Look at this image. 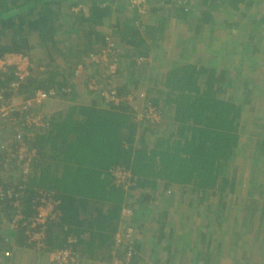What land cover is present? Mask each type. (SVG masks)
Instances as JSON below:
<instances>
[{
  "label": "trees",
  "instance_id": "obj_1",
  "mask_svg": "<svg viewBox=\"0 0 264 264\" xmlns=\"http://www.w3.org/2000/svg\"><path fill=\"white\" fill-rule=\"evenodd\" d=\"M72 1L0 0V58L21 55L30 60L29 75L19 86L21 96L30 97L38 90H55L57 95L53 97V103L69 104L67 107L60 105L61 109L56 111H48L45 107L48 103L32 107L31 114L42 115L43 128L26 125L27 116L23 111H15L7 119L0 118V187L19 194L18 207L14 206V199L0 198V247L11 242L13 232L18 246L46 257L50 264L54 263L49 254L63 250H71L77 262L91 259L99 261L98 264H112L114 257L130 256L129 264H146L147 260L137 248L139 236L144 235L148 224L154 228H151L154 232L152 239L158 236L155 245L166 241L169 227L175 228L181 243L191 236V227H194L196 237L202 234L209 247L205 264L210 263L211 254L225 261L224 254L217 255L216 249L210 250L216 239H213L212 232L222 231L228 235L229 229L234 231L238 227V234H241L244 225L252 231L255 227L250 223L257 219V214L262 216L263 213L264 217V187L260 190L261 184L257 180L261 174L260 162H264V141L257 145L255 154L249 159L258 176L247 179L251 186L250 197L259 191L262 200H246L244 207L241 206L246 215L240 224L232 221L233 208L222 202L225 192L233 193L241 184L239 175L232 179L226 175L240 147L239 128L244 106L249 104L246 99L240 104V98L252 94L249 86L255 85V89L259 86L248 82L246 76L257 69L247 70L248 74L239 70L234 77H228L225 70L218 71L217 68L182 62L173 64L159 80L155 79L159 89L155 93L150 90L148 103L156 108L169 109L175 131L166 137L158 136L155 130L151 148L146 135L139 133L140 128L132 122L131 117L136 115L132 108L135 98L132 90L138 84L136 79L149 67L139 68L137 59L143 57L149 62L165 56L161 51L162 33L170 20L184 26L186 35L192 31V37L181 35L177 38L180 39V53L188 54L186 51H190L192 43L203 46L207 33L204 27L210 22L212 12L226 6L233 12L243 8L246 12L243 17L227 26L234 34L242 32L247 40L245 46L252 49L254 55L259 54V49L254 47L263 39L261 0H187L185 3L183 0ZM134 1H140L141 5L153 4L150 15L159 23L156 21L141 31L138 24L140 9L132 5ZM195 2H198L196 7ZM198 6L204 12L196 18ZM158 13L165 19L160 20ZM190 16L195 19H189ZM243 26L245 31H242ZM108 43H113L117 49L114 59L117 60L118 73L123 72L122 82L114 85L116 96L122 102L118 106L106 105L109 110L99 108L96 102L84 106L83 101L76 103L75 98L70 105L78 65L86 68L88 91L91 81L102 86L108 83L104 71H99L98 65H89L86 59L90 53L105 49ZM221 46L228 47L224 43ZM37 48L42 50L46 61L35 53ZM6 69H0L3 98L12 97L9 85L16 81L18 70L14 65ZM63 88L72 89L71 93H61ZM230 90L233 94H229ZM259 128L263 132L259 136L264 139V126ZM18 129L23 130L19 141L16 138ZM21 144L28 152H34L30 160L24 159L22 163L30 162L28 183L23 189V175L17 174L15 165L17 148ZM117 168L131 174L127 189L123 184L114 183L111 171ZM44 192L53 193L54 200L60 202V222L48 224L45 249L38 250L30 242L23 224L35 217L34 207L38 205L35 197ZM209 197L210 201L217 199V202L212 201L213 207L208 205ZM195 199L209 206V217L203 220L202 229H197L193 223L184 231L189 218L187 210L194 206ZM125 210H130L131 214L125 216ZM18 215L21 219L16 222V229H11L10 224ZM224 218L231 225H224ZM261 225L256 226L253 242L250 238L247 240L255 254L263 246ZM127 230L132 231L130 239L124 234ZM234 233L237 231L231 233V241L235 242ZM122 236L117 244L118 237ZM70 239L74 242L70 243ZM176 245H167L173 254L165 264H186V255H192L189 264H199L203 254L198 250L195 255L191 254L193 249L186 248L177 252ZM262 255L260 252L259 256Z\"/></svg>",
  "mask_w": 264,
  "mask_h": 264
},
{
  "label": "rangeland",
  "instance_id": "obj_2",
  "mask_svg": "<svg viewBox=\"0 0 264 264\" xmlns=\"http://www.w3.org/2000/svg\"><path fill=\"white\" fill-rule=\"evenodd\" d=\"M118 1L123 2V0H118ZM144 1H152V0H144ZM186 1L187 0H183L182 2L185 3ZM72 2L74 3L75 0ZM197 3L198 2H195V7ZM260 3H261L260 8H262V9H259L260 13L264 14V0H261ZM132 5H135L137 8L140 9L139 14L141 15V17L138 18L139 19L138 24H140L141 31L145 30L146 27H149L155 24L157 19H154V17L150 15V9L154 8L153 4H150L149 2H147L146 5L145 4L141 5L140 1L139 2L134 1L132 2ZM160 5H157V6H160ZM197 8L198 10L195 13L196 18H198L199 16L198 14H202L204 12L202 8H199V6ZM245 13L246 12L244 11L243 8L240 9L239 12H233L228 6L220 9L217 12H212L211 14L212 18L209 20L210 22L206 24V26L204 25L205 26L204 31L207 30V33H205L204 35V40H203L204 42L202 41L203 46L201 44L197 45L196 42L194 44L192 43L189 48L190 51L188 50L186 51L188 54H182L184 53V51L180 53L181 47H179L178 45V43H180V39H177V38L180 37L181 35L183 37H188V36L192 37L193 36L192 31H190L191 33L188 32L187 33L188 35H186V28L184 26L177 24L175 20L168 21V23L165 25L164 33H162L161 51L162 53H165V56H163L162 58L160 57V59L157 61H152L150 59L148 63H141L140 65H138L139 68L143 67L144 65H149V67L147 68V70H144L145 72H143V74L140 77L136 79L138 84L137 86H134L136 88L132 90L133 91L132 93L135 95L134 96L132 94V96L135 97L133 100L134 103L132 102V105L133 107H135V109L134 108L133 109L136 112V115H138V108L136 107L140 106L144 101H148L149 93L151 89H153L154 93L159 89L158 86H156L155 79L159 80L160 76H162L165 72H167V70L173 64L182 62L181 64H196L197 66L204 65L207 68H217L218 71L225 70V72L227 73L226 75L228 77H234V75L238 73L239 70H241L244 74H246L247 70L254 71L257 69V71L251 72L246 77L248 78V82L251 81L250 83L258 84L259 85L258 89H255V85L249 86V89L252 90V94L249 95L248 97H245V95H242L240 98L239 96L240 104L241 103L244 104L245 99L247 100V102L249 101V104L247 106L243 105L244 111L242 114V119H241V124H240L241 126L239 128L240 147L237 150V153L235 155L236 157L232 161V164H230V168L228 169L227 175H226L228 178H231V179L234 178V176L239 175L238 178L241 179L242 182L241 184L239 183L238 189H236L238 190V194L236 197L229 199L228 198L229 194L224 193L223 195H225L224 197L226 199L224 198V200L222 201V202H225V204H227L228 207H230V205L232 206L233 212H234V214H232L231 216L232 221H236L237 224H240L242 217H245L246 215V213L245 215L243 214L244 210L241 209V206L244 207L246 200H249L248 198H250L257 202V201L262 200L263 198V196L260 195L259 191L253 192L252 197H250L251 191L249 190H251V186L249 185V182L247 183V179L249 178V180H251L252 176L253 177L258 176L257 173H254V168L252 167V164L249 161V159L252 157V155L255 154V149L257 148V145L259 146L264 141L262 136H259L260 133H263L262 129H260L259 127L264 126V30L262 34L263 35L262 41H260L259 45L255 43L256 47H254V49L258 48L260 53L254 55V53L252 52V49H249L248 47L245 46L247 45L245 44L247 40L243 38L242 32L239 31L237 34H234V32L228 28L229 26H227L230 23H234L238 19L243 17ZM159 14L160 13H158V15ZM164 17L165 16L159 15L160 20L165 19ZM189 19L194 20L195 16H190ZM157 23L159 22L157 21L156 24ZM245 29L246 28L243 26L242 31H245ZM221 43H224V45H228V47L225 48L221 46ZM40 51L42 50L38 48L35 49V53L37 55H42ZM42 57L46 60V58L43 55ZM186 61L188 63H185ZM256 63H261V64L257 66ZM26 64L27 66H29L30 60L28 61V63L25 60V65ZM97 69L99 71L103 70L106 75V72L103 66H98ZM4 70H7V69H4ZM116 75L117 76L114 79V83H112L113 85L119 84L122 82V81L120 82L119 78L122 79L123 72L118 73L117 71ZM102 87H104V89L107 90L111 87V84L107 83L106 86L104 85ZM12 93L14 96L13 99L15 100L14 101L15 105H23L29 98L26 96L23 97V95L21 96L20 92H19V96L15 95L14 90L12 91ZM230 93L233 94L231 90L229 91V94ZM139 96L141 99V103L138 98ZM236 103L239 105L238 101ZM58 104L59 102L57 103L54 102L51 105L47 106L48 109L50 108L48 111H53V110L56 111V110L61 109L60 105ZM66 105H69V104H65V106ZM156 109H158L162 113V115L158 118V122L155 123V125L149 122H145L139 126L140 127L139 133L143 132L146 135L147 142L151 144L150 148L153 146L152 145L153 143L151 141H153V138L156 137L155 133H151L152 131L155 132L156 130L158 136H166V137L168 136L167 135L168 133L175 131L174 130L175 128H173V121H171L170 116H169L170 115L169 109H165V108L161 109L158 107ZM136 115H134V118ZM8 125L11 126V124L9 123ZM14 138L15 137L13 136L12 140H14ZM252 170H253V175H252ZM259 172L261 174L259 175V178L257 177V180L261 184L259 186L261 190V187L262 189L264 187V162L263 160H261L260 162ZM255 195H257V197H255ZM208 200L210 201V197L207 199V201ZM174 201H176L177 203L179 202L178 199H175ZM194 201H195L193 202L194 206L190 207L187 210L188 212L187 215L189 218H188V222L186 223V229L183 227L184 231H186L188 229V226H191V224L193 223H195V227L197 229L199 230L202 229L205 225L203 220L209 217L208 207L209 206L213 207L214 204L212 203V201L217 202V199H212L210 202H208L209 203L208 207L205 203L200 204V202H198L197 199H195ZM216 216H218V214H216ZM209 220L210 219H207V221ZM218 221L219 220H217L216 222ZM223 221H224L223 222L224 225H231V222L226 221V218H224ZM250 225L253 226L254 224L250 223ZM194 230L195 228L191 227V231H192L191 236L186 240H182V243L180 242L181 238L175 241V244L179 243L178 245H176V251L179 252L185 248L189 251L193 249L192 252L190 253L194 255L197 250L199 252L201 251L200 254L201 255L203 254V255L201 256L199 264H203L204 262L202 259H204V257L207 256V253H209L208 252L209 247H207V243H206L207 241L203 240L202 234L197 235L196 237ZM234 231H237V234L234 233L232 238L234 239L236 238V241L235 242L234 240L229 241V238L231 237V233ZM234 231L229 229L228 235L222 233V231L220 233L212 232L213 239L214 238L216 239H214L212 246H210L211 247L210 250L213 252V250L216 249L217 255L224 254L225 258H227L226 257L227 253H229L230 259L227 258L228 259L227 262L225 261L222 262L223 260H220V258H218V261L216 262L211 261L209 264H230V263L236 264L233 261L236 260V258L238 260L239 257L241 256L240 254H244L245 256L248 254L249 255L255 254V252L252 251V247H250V245L247 244L248 238H250L251 242H253L254 240L253 234L255 233V230L248 231L247 226L244 225L242 227L241 234H238V231H239L238 227ZM134 237H137V234H135ZM145 237H148V236H145ZM139 239L144 240L143 236L139 237ZM240 242H241V246H239ZM263 250L264 249L262 246V248L258 250L257 255L259 256L260 252L262 253ZM191 257L192 255L185 256V259H187L185 261L186 264L190 263L189 259ZM253 258H256V257H253ZM260 258H263L264 260L263 256ZM245 263L247 264V262Z\"/></svg>",
  "mask_w": 264,
  "mask_h": 264
},
{
  "label": "built area",
  "instance_id": "obj_3",
  "mask_svg": "<svg viewBox=\"0 0 264 264\" xmlns=\"http://www.w3.org/2000/svg\"><path fill=\"white\" fill-rule=\"evenodd\" d=\"M109 41V40H108ZM117 49L114 48L113 43H108V46L103 49L102 51L98 53H92L88 55L87 62L89 65H98L103 66L104 70L107 74L105 75V78H108L109 84H111V87L109 89H104L101 84H97V82L91 81L88 84L89 91L98 93L99 96L103 99V102L105 105H113L118 106L122 101L116 96L115 93V86L112 84L114 83V79L117 76L116 73L119 70L117 68V60L114 59L116 56ZM25 60L28 63V58H25L21 55H7L4 58H0V69L4 70L7 66H17V79L16 81L12 82L9 86L10 89L14 90V94H18L19 86L22 83V81L29 75V66L27 64L25 65ZM148 59L146 58H139L138 63H147ZM91 67V66H90ZM89 68V67H88ZM86 68L84 65L80 64L77 66L74 74H75V80H79V78L85 74ZM12 90V91H13ZM70 88H63L60 89L61 93H71ZM57 95V92L55 90L50 91H37L32 96L28 98V100L23 105H15L13 95L9 98H3L0 94V118L7 119L9 118L15 111H23L26 112V125H33L37 126L38 128H43L44 121L42 119V115L38 114H31L30 110L32 107H41L43 104H45L50 99H53ZM162 115L161 111L156 109L153 106L148 105L146 107V110L144 112L138 111V115H136V120L138 123H145L149 122L155 125V123L158 122V118ZM21 132V133H20ZM18 136L16 137L19 141L22 137L23 130L17 131ZM22 140V139H21ZM34 152L30 153L26 150V146L24 144H21L17 148V154L15 160V165L17 169V173L23 175V181L21 182L22 189L27 185L28 178H29V163L27 162L25 164H22L24 159L30 160V158L33 156ZM13 159H15V156L13 154ZM9 160L6 161V166H8ZM114 183L117 185L123 184L124 187H126L130 184L131 181V174L127 170L123 168H117L111 171ZM126 185V186H125ZM7 197L8 199L12 200L14 199V206H19V194L14 193L12 190L4 191L2 187H0V198ZM38 205L34 207L36 211V215L33 219L29 220L27 223L23 224V228H27V234L29 236V240L32 244L36 246L38 250L45 249V243L44 239L47 233L48 224L55 222H60V211H59V205L60 202L57 200H54L53 193H38L35 197ZM130 210H125L124 215L129 216ZM21 217L18 215L14 221L11 222L10 228L16 229L17 225L16 222L20 220ZM126 238L130 239L132 235L131 230H127ZM123 234V235H124ZM122 237H118L117 244L121 242ZM70 243H73L74 241L72 239L69 240ZM50 261L54 264H76L77 258L74 256L73 252L71 250H63V251H56L49 254ZM130 256L121 258L114 257L112 264H129ZM146 264L148 262L146 261Z\"/></svg>",
  "mask_w": 264,
  "mask_h": 264
},
{
  "label": "crops",
  "instance_id": "obj_4",
  "mask_svg": "<svg viewBox=\"0 0 264 264\" xmlns=\"http://www.w3.org/2000/svg\"><path fill=\"white\" fill-rule=\"evenodd\" d=\"M38 56L39 57L41 56L40 57L41 60L46 61L42 57V55H38ZM61 63H63V62H61ZM103 76H105V73L103 74ZM106 76H107V74H106ZM60 77H62V76H60ZM86 78H87V75L85 74L84 77H81L79 80L77 79L74 81V84H75L74 89H73L74 95H73V98L71 97L69 99L70 101H72V102H70V105H73V99L75 98L76 103L79 100L81 102L83 101L82 105H84V106L88 107L89 105H92V103L96 102L99 105L98 106L99 108L104 109V110H109L110 109L109 106H106L104 104L103 99L101 100V96H95L87 90ZM119 80H120V82L122 81V79H120V78H119ZM149 97H150V95H149ZM138 98H139V101L141 103L140 96ZM95 99H96V101H94ZM53 101H55V100L50 99L49 101H47L46 103H48V105H45V107L51 105L53 103ZM58 105H61L63 107H67V105L65 106V104H61L60 102ZM148 105H149L148 101H144L140 106H137L136 108H138V111L144 112ZM132 122H133V125H136L137 128H140L139 126L141 125V123L137 122L136 117L132 119ZM151 133H154V132L152 131ZM241 182H242V180H241ZM225 194H229L228 198L230 199V198L237 196L238 190L234 191L233 193L225 192ZM223 196H225V195H223ZM241 197H243V196H241ZM230 207L232 208L231 205H230ZM168 223H167V225H168ZM263 223H264L263 213H262V216L260 215V213H259V215L257 214V219L254 220V222L252 223V224H254L252 227H255V229H254L255 233L253 234L254 235L253 238H255V235H256V226L261 225ZM153 225H155V224H153ZM148 228L151 231L147 232ZM151 228L148 224L146 225L145 230H144V235H143L144 240L139 239L140 244H139L137 249L139 250L141 256L144 257V259H146L147 261H152L155 264H165V262H167L170 258H172V254H173V251L170 254V250L167 247V245L169 244V245L174 246L175 241L179 239L178 235H177V231L175 230V228H173V226L169 227V228H167V226H166V228H167V231H166L167 233H166V238H165L166 241L163 244H159L156 242V245H155V241H157L158 236H156L155 240L152 239L153 233H154L153 232L154 228H152L153 230ZM261 228L263 230L262 235H261V237H262L261 243L263 244V247H264V224H263V227L261 225ZM145 236H148V237H145ZM16 238L17 237L14 236V234L12 232L11 238H10L11 242L7 246L4 245V248L0 247V262L2 264H50L49 260L46 257H43L42 255L38 256L33 251H31V250L29 251L28 249L21 248L20 246H18ZM69 238H72V237H69ZM230 240H231V237L229 238V241ZM178 244L179 243H177V245ZM172 249H173V247H172ZM228 252H230V251H228ZM262 254H263V252L261 253V255ZM229 255L230 254L227 253L226 257L230 259ZM240 255L241 256L239 257V259L237 260V258H236V260H234L233 262H235L236 264H246L245 262H247V264H264L263 258H260L263 255L262 256H258L257 254H253V255L248 254L246 256L244 254H240ZM254 255H256V256H254ZM253 257H256V258H253ZM227 258L225 259V261H228ZM202 260L204 262L203 264H205L206 263L205 257ZM209 261L210 262L211 261H218V258L215 256V254H211ZM156 262H158V263H156ZM222 262H224V261H222ZM98 263H99V261H92L91 259H81V261L77 262V264H98ZM230 264H232V263H230Z\"/></svg>",
  "mask_w": 264,
  "mask_h": 264
},
{
  "label": "clouds",
  "instance_id": "obj_5",
  "mask_svg": "<svg viewBox=\"0 0 264 264\" xmlns=\"http://www.w3.org/2000/svg\"><path fill=\"white\" fill-rule=\"evenodd\" d=\"M90 54H92V53H90ZM90 54H89V55H90ZM147 63H148V62H147ZM138 65H139V63H138ZM149 105H150V104H149ZM132 108H134V109H135V107H133V106H132ZM134 109H133V110H134ZM136 110H137V109H136ZM135 114H136V112H135ZM135 117H136V116H135ZM131 118L133 119V118H134V116H133V117H131Z\"/></svg>",
  "mask_w": 264,
  "mask_h": 264
}]
</instances>
